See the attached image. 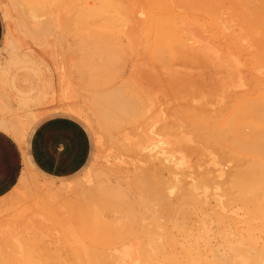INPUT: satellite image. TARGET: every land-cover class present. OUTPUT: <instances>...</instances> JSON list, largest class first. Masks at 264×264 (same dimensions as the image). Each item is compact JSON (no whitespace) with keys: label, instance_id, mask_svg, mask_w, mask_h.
<instances>
[{"label":"bare ground","instance_id":"6f19581e","mask_svg":"<svg viewBox=\"0 0 264 264\" xmlns=\"http://www.w3.org/2000/svg\"><path fill=\"white\" fill-rule=\"evenodd\" d=\"M0 12V130L21 143L65 112L96 146L69 182L24 168L0 199V264H264V0H0ZM109 181L140 202L152 192L151 242L148 222V242L120 249L81 235L70 196ZM173 197L167 220L188 239L177 253L158 223Z\"/></svg>","mask_w":264,"mask_h":264},{"label":"rangeland","instance_id":"374dc122","mask_svg":"<svg viewBox=\"0 0 264 264\" xmlns=\"http://www.w3.org/2000/svg\"><path fill=\"white\" fill-rule=\"evenodd\" d=\"M13 15L17 17L16 14ZM5 27L6 24L4 23L0 13V34H2L3 31H5ZM33 58L40 65L41 74L47 80L54 83V81H56V76L49 70V66L47 62L41 56H39L38 53H33ZM94 141H95V137H94ZM90 142H91V151H90V156H91V154L94 152V145L92 143L91 137H90ZM14 163L18 164L15 144L10 140L9 137H5L0 133V178L2 176H5L9 172L10 168L14 165ZM38 183L42 187H44L43 186L44 183L42 181L41 182L38 181ZM150 192L151 191L147 192L146 200L144 199L143 201L140 202L137 195H135L134 192L124 184L117 183L115 181H109L103 184L94 183L83 188L77 195L70 196V198L73 201V209L71 216L73 218V221L77 223V225H79L83 233H85L89 243L99 248L120 249L126 243L127 244H129V242L136 243L137 241L141 242L142 239L145 238L146 235L148 234L151 235V237L148 235L146 238H148V240H150L151 242V238L153 237L154 239L155 237L154 232H152V229L154 228L153 231L154 230L157 231L153 225L154 222L151 219L152 213L154 214L156 211H158V208L154 206L157 209L156 210L153 206H151L152 197L150 195H152V192L151 193ZM150 198H151V202L149 201ZM176 200L177 199L174 197L170 199L169 198L165 199L166 203H165V207L163 208L166 209V211L164 209L162 211L166 213L162 211L160 212V213H164L161 215L164 216L165 218L161 216V219L164 221L162 220H160V222L158 221V223L159 224L161 223L160 225H163L164 228L172 230L173 234L177 235L176 237L180 247H177L178 244H176L177 248L175 247L173 249L174 253H177V250H179L180 252L183 248L188 246V243L187 244L184 243L185 241L188 242L187 236L185 234L183 235V233L180 232L179 234H181V236L179 234H175L178 232V230L173 229L171 227V223L168 222L169 207L167 208V206H172V204H174L173 206L177 207L179 203ZM144 201H146V203H144ZM149 212L151 214H149ZM143 217L144 219L142 221ZM149 218L151 219L150 222H149L150 220ZM189 218L186 220L187 221L186 223L187 225H191V228L193 229L197 224L198 217H196L195 214H192L191 216H189ZM146 222H148L147 223L148 225L151 224L150 225L151 228L147 225L148 229H146L147 227L144 226L145 228L143 229L144 230L146 229V231H143L142 226L146 225L145 224ZM149 228L151 231L149 230ZM147 230H149L148 233H146ZM138 231L140 234H138ZM144 232L146 233V235L142 236V233L143 235L145 234ZM178 237L180 238L178 239ZM146 238L143 240L145 242L146 241L148 242ZM144 241L141 243H145ZM178 248H181V250ZM168 251L171 252L170 255L171 254L173 255L171 249H168Z\"/></svg>","mask_w":264,"mask_h":264},{"label":"crops","instance_id":"0c3cea01","mask_svg":"<svg viewBox=\"0 0 264 264\" xmlns=\"http://www.w3.org/2000/svg\"><path fill=\"white\" fill-rule=\"evenodd\" d=\"M5 32L6 27L0 34V50L3 47ZM0 133L9 137L15 144L18 158V164L14 163L9 172L0 178V199L4 197V200H1L4 206L8 203L5 199L12 195L13 193H10L17 187L24 168L25 170L29 168L38 179H44L45 182L64 183L82 176L92 163L95 154L94 136L89 126L80 118L65 112H52L37 119L30 126L21 143L2 130ZM89 136L94 145L91 156ZM74 224L89 243L79 225L75 222Z\"/></svg>","mask_w":264,"mask_h":264}]
</instances>
